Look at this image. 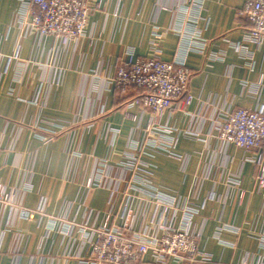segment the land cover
I'll use <instances>...</instances> for the list:
<instances>
[{"label": "crops", "instance_id": "crops-1", "mask_svg": "<svg viewBox=\"0 0 264 264\" xmlns=\"http://www.w3.org/2000/svg\"><path fill=\"white\" fill-rule=\"evenodd\" d=\"M85 1L96 9L86 37L65 46L26 32L21 0H0V184L14 192L0 209V264H80L89 245L80 232L64 231H92L104 222L129 176L122 166L131 156L149 166L159 190L204 204L194 222L199 250L211 261L193 264L264 261L257 168L243 150L217 139L213 123L220 111L264 105V44L245 42L250 24L238 18L244 0H203L200 12L195 0ZM186 7L196 21L184 19ZM176 27L185 35L172 31ZM195 31L209 42L203 53L187 47ZM156 50L167 62L185 57L193 72L191 103L159 119L176 130L167 141L182 160L152 148L150 135L136 149L133 135L148 129L151 112L126 105L141 90L110 84L126 57L149 58ZM232 177L246 193L241 204L228 184ZM91 179L101 185L88 188ZM119 199L114 223L121 221ZM23 209L36 211L33 218H22ZM139 264L156 263L149 257Z\"/></svg>", "mask_w": 264, "mask_h": 264}, {"label": "built area", "instance_id": "built-area-1", "mask_svg": "<svg viewBox=\"0 0 264 264\" xmlns=\"http://www.w3.org/2000/svg\"><path fill=\"white\" fill-rule=\"evenodd\" d=\"M195 1L193 5L196 11L200 12L203 0ZM21 2L25 9L23 13L27 15V20L23 22L26 32L41 37L52 36L65 46L86 37L89 16L96 10L85 0ZM185 10L184 19L196 21L192 14L188 13L187 7ZM238 18L250 24L245 42L258 46L264 44V0H244ZM172 31L185 35L179 27ZM196 33L195 31L188 34L187 47L203 53L209 42ZM233 47L238 52L242 49V45ZM192 74L186 65L185 57L167 62L160 58L157 50L149 58L134 59L128 56L121 61L115 77L110 80L111 86L123 92L129 88L141 90L140 94L129 100L126 105L128 108L141 106L152 115L148 129L135 131L133 135L136 149L142 148L144 135H150L148 143L152 148L178 160L183 159L173 151L172 140L170 143L167 141L168 135L176 130L162 127L159 119L166 111L182 109L183 105L191 103L189 82ZM259 84L264 86L263 77L260 78ZM213 123L217 139L225 146H236L243 150L247 154V161L257 168L255 191L264 196V105L220 111ZM55 135L54 131L44 139L52 140ZM135 162L136 156H131L130 162L122 166L127 169L129 176L123 180L120 193L113 194L105 211L104 222L98 228L92 227L93 230L89 231L87 226L66 227V234L73 237L76 232H80L85 243L89 245V255L80 260V264H139L149 257L156 264H168L170 260L177 264L210 262L211 256L201 253L198 249L201 234L196 230L194 222L204 204L198 205L192 199L183 200L159 190L148 179L145 169L147 166L142 162H139L140 166H136ZM228 184L238 190L241 204L246 193L240 189V178H229ZM96 185H101V180L97 182L91 179L87 182L88 188ZM13 193L0 184V209L10 203ZM119 196L123 197L119 212L121 221L114 223V207L119 204ZM209 198L214 201L215 194H211ZM46 201L45 198L44 204L37 212H44ZM35 212L21 210L20 216L32 219ZM259 239L264 246V236ZM242 264L251 263L246 259ZM257 264H264V261Z\"/></svg>", "mask_w": 264, "mask_h": 264}, {"label": "rangeland", "instance_id": "rangeland-1", "mask_svg": "<svg viewBox=\"0 0 264 264\" xmlns=\"http://www.w3.org/2000/svg\"><path fill=\"white\" fill-rule=\"evenodd\" d=\"M125 163V162H124ZM127 163V162H126ZM135 164H136V166H138V164H139V162H135ZM139 166H140V164H139ZM149 167V166H148ZM148 167H147V171H148V173L146 172V175H147V177H148V179L151 181V183L153 184V185H155L154 183H153V181H152V179H151V175L150 174H152V172L150 171V169H148ZM157 187V186H156ZM158 188V187H157ZM159 189V188H158ZM8 192H11V191H8ZM210 199V198H209ZM12 200H13V196H12V198H11V201H10V203L12 202ZM9 203V204H10ZM204 208V207H203ZM202 208V209H203ZM201 209V210H202ZM24 210V209H23ZM37 211V210H36ZM201 212V211H200ZM200 212H199V214H200ZM198 214V215H199ZM136 215V213L134 214V216ZM198 215H196V217L198 216ZM198 242H199V240H198ZM198 249H199V245H198ZM200 251V250H199ZM201 253H205V252H202V251H200ZM203 263V262H202ZM208 263V262H207Z\"/></svg>", "mask_w": 264, "mask_h": 264}]
</instances>
